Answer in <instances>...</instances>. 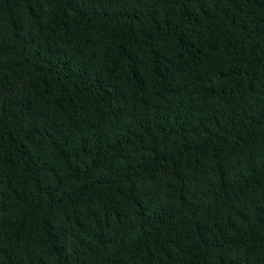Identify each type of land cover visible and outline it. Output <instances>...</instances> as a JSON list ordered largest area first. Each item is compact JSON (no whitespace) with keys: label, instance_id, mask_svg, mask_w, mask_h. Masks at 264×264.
Instances as JSON below:
<instances>
[{"label":"trees","instance_id":"1","mask_svg":"<svg viewBox=\"0 0 264 264\" xmlns=\"http://www.w3.org/2000/svg\"><path fill=\"white\" fill-rule=\"evenodd\" d=\"M0 264H264V0H0Z\"/></svg>","mask_w":264,"mask_h":264}]
</instances>
